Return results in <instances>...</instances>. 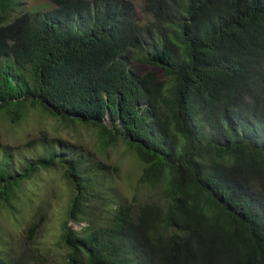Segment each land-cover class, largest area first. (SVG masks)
<instances>
[{"label": "trees", "instance_id": "obj_1", "mask_svg": "<svg viewBox=\"0 0 264 264\" xmlns=\"http://www.w3.org/2000/svg\"><path fill=\"white\" fill-rule=\"evenodd\" d=\"M47 1L16 13L20 0H0V116L40 111L90 131L97 151L48 148L17 173L3 162L0 202L59 164L62 264H264V0H142L144 23L135 0ZM120 142L141 166L130 197L104 187L98 171L118 166L94 158Z\"/></svg>", "mask_w": 264, "mask_h": 264}, {"label": "rangeland", "instance_id": "obj_2", "mask_svg": "<svg viewBox=\"0 0 264 264\" xmlns=\"http://www.w3.org/2000/svg\"><path fill=\"white\" fill-rule=\"evenodd\" d=\"M20 2L21 7L16 13L32 10L36 6L42 11L52 8L47 0ZM134 3L137 19L144 23L147 16L143 11V2L135 0ZM136 68L139 71L146 69L142 64H136ZM48 148L61 153L65 159H74L78 154L87 156L88 152L93 155L97 151L95 137H91L90 131L62 127L58 119L43 117L40 111H29L19 125H13L0 116V165L6 162L12 172H20L28 161L41 159ZM94 158L118 166L117 173L98 171L104 187L130 197L141 166L133 155L127 154L125 144L120 142ZM20 186L11 204L0 202V250L4 256H11L10 259L15 254L20 264H62L67 255L61 239L62 224L67 219L66 212L72 198L65 169L59 164L48 169L41 167ZM41 208L46 218L34 237L28 238L27 231ZM83 224L70 221L74 229H81Z\"/></svg>", "mask_w": 264, "mask_h": 264}, {"label": "water", "instance_id": "obj_3", "mask_svg": "<svg viewBox=\"0 0 264 264\" xmlns=\"http://www.w3.org/2000/svg\"><path fill=\"white\" fill-rule=\"evenodd\" d=\"M107 123H108L110 126L112 125V122H111V121H108V120H107Z\"/></svg>", "mask_w": 264, "mask_h": 264}]
</instances>
